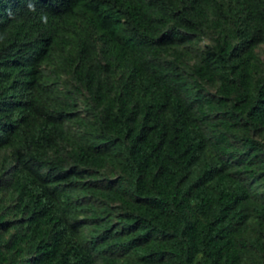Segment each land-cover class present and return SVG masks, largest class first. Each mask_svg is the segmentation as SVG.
<instances>
[{
  "label": "trees",
  "instance_id": "trees-1",
  "mask_svg": "<svg viewBox=\"0 0 264 264\" xmlns=\"http://www.w3.org/2000/svg\"><path fill=\"white\" fill-rule=\"evenodd\" d=\"M258 44L264 0H0V264H264Z\"/></svg>",
  "mask_w": 264,
  "mask_h": 264
},
{
  "label": "rangeland",
  "instance_id": "rangeland-1",
  "mask_svg": "<svg viewBox=\"0 0 264 264\" xmlns=\"http://www.w3.org/2000/svg\"><path fill=\"white\" fill-rule=\"evenodd\" d=\"M216 35L217 33L212 27H206L205 33L202 35V37L196 43L190 45V47L189 46L186 47V50H188V52L192 54V56L189 57V59L187 60L189 64H192L196 60V58L194 57V54H196V52L205 50L214 45L215 43L214 37ZM255 50L259 58L261 59L262 65L264 66V44H258ZM56 64H57V58L55 57L54 59L51 60V62L44 64V66L47 69H50ZM56 80L60 90H66L70 88L73 84V80L70 74L65 73L63 71L58 73ZM204 85L208 89V92L214 93L216 90L217 83L204 82ZM79 97L80 99L78 100V107H76V111H75L76 115L83 116L85 118H91L92 116L91 111L84 104L82 100V95H79ZM64 126L67 129H69V131L72 134H76L79 131V124L75 117L73 119L65 121ZM247 131L250 135L258 139H264V126L256 130L248 129ZM7 154H8V149H4L0 157V166H1L2 156ZM11 162H12L11 159H8L5 164H9ZM111 174L115 175L116 171L113 170ZM257 180L258 181L256 183L251 182L249 185L251 192L253 193H260L263 190L262 189L263 178L258 177ZM246 234L249 235L250 237L258 235L261 239L264 240V221L258 222L256 218L251 217L246 228ZM251 260H252V254L251 251L249 250L246 252L245 257L242 259V264H251L252 263Z\"/></svg>",
  "mask_w": 264,
  "mask_h": 264
}]
</instances>
